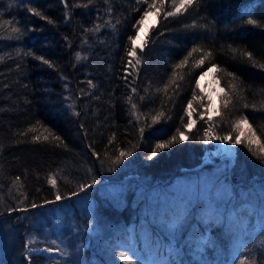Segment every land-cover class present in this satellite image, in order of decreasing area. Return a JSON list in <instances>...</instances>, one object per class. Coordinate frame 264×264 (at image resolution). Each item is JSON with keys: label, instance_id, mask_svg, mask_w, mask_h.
<instances>
[{"label": "trees", "instance_id": "obj_1", "mask_svg": "<svg viewBox=\"0 0 264 264\" xmlns=\"http://www.w3.org/2000/svg\"><path fill=\"white\" fill-rule=\"evenodd\" d=\"M145 10L143 0H0V264H28L26 217L36 213L33 203L47 205L57 194L82 198L81 186L87 185L96 217L63 218L55 241L81 249L62 256L59 264H106L112 248L138 251L162 264H264V180L233 183L264 177V159L258 158L264 157V68L259 66L264 64V0H197L165 19L174 11L173 0H166L142 49L131 57L129 38L137 35ZM244 51L252 53L255 65ZM186 57L188 63L176 68ZM212 66L224 91L220 114L209 123L198 112V78ZM189 103L198 110L190 131L185 127ZM161 111L164 116L153 123ZM242 116L251 129L237 144L230 198L216 205L201 198L153 201V193L165 188L160 182L152 186L155 182L202 163L208 128L216 136L231 133L235 141L233 123ZM33 127L37 130L29 132ZM173 136L176 143L152 156L156 144ZM120 152L130 155L116 163ZM130 175L140 181L121 182ZM98 186L121 190L104 199L97 196ZM89 223L101 232L87 230ZM178 228L186 229L174 240ZM47 262L31 259V264Z\"/></svg>", "mask_w": 264, "mask_h": 264}, {"label": "rangeland", "instance_id": "obj_2", "mask_svg": "<svg viewBox=\"0 0 264 264\" xmlns=\"http://www.w3.org/2000/svg\"><path fill=\"white\" fill-rule=\"evenodd\" d=\"M156 19L157 20L155 22V25L157 24L158 21L157 13H156ZM212 71L213 72H211L209 75L210 78L209 81L206 80V75L203 74L202 75L203 79L201 83L198 82L199 89L202 93L201 97L198 99L199 100L198 102L202 106L201 109H198L199 111L194 108L188 109L187 124L191 125V127L186 128V130L188 131L192 130L197 124V116L195 115L196 110L199 113H201V117L205 118L208 122L213 121L220 114V96L224 91V87L220 82V78L217 73V68ZM216 94H217L216 96L217 99L213 97ZM189 113L191 114L189 115ZM241 127H242L243 135L240 136V139L243 138L246 131H248L249 129L247 125H241ZM207 132L209 133V136H206V140L208 141L207 149L205 151L204 156L202 157V162L209 161V164H207L198 172L202 171L207 166H212L213 170L210 169L208 171H203L198 176H192L189 178H183L181 176H178L171 183L163 185V187H165L163 188V190L156 191L153 193L152 199L155 203H158L159 201L167 202L173 200L174 198H179L182 201H184V199L197 200L201 198L202 200L207 201L213 205L215 203L216 204L220 203L222 199L226 200L228 197L229 198L231 197L232 184L229 181L228 164L230 163L231 160H233V166L236 163L237 144L234 143L233 140L232 142H225V143H229L233 147L234 149L233 156H231L227 152L223 153V155H214L213 151L218 147V143H220V141L218 139H215V137L217 136L213 133L211 127L207 129ZM184 135L187 137L186 134ZM253 142H255V140ZM208 156L210 157V160L207 158ZM222 160H224V162L220 163ZM183 170L186 171L191 169H182L180 171ZM180 171H178L177 173H179ZM106 182L107 181H104L103 184H100V186L104 185V183ZM86 188L80 193V196H83L82 198H75L73 196H69L66 198H62L59 201L56 200L52 204L47 203V205L36 207L37 209L36 213H33L34 215L31 214L32 216L30 215V217H26L29 221H28V226L26 227L25 230V238H27L29 242L31 241V243H27L25 245V251H24V257L28 264H31V259L35 256L45 257L46 259H48V262L46 264H59L60 263L59 259L62 256L63 257L67 256L71 252V250L73 249L71 247V244L69 245L66 244V246L68 247L66 248V246L63 245V242L59 240L57 242L63 245L62 248L64 250V253L62 252V250L60 251L58 249V247L60 246H58L56 244L57 242L55 241L58 238H55L56 236L53 234H55V232L58 233L59 231H61L64 223L62 220H64L63 219L64 217L69 218L70 222H73L74 218L78 215L87 216V219H88V215L92 217L94 216L96 217V213L94 212L93 214V211L95 210V206H96L95 198H92V196L87 195V192L89 191L90 187L87 190ZM120 190L121 188L119 186H111V187L107 186L103 189L99 187L97 191V196L99 198L102 197L104 199H112L114 193L116 194V191H120ZM47 206L50 207L46 209ZM87 210H89V212ZM88 225L89 228L86 227L87 230L89 229L91 232L93 231L101 232V230L97 228L95 224L92 226L89 223ZM84 227L85 226H83V228ZM184 230L183 228L180 229L178 228V230H176L175 232L172 231L174 235L173 239L175 240V238H177L178 235L181 236ZM174 240L172 243H175ZM80 245L74 248L80 250L81 249ZM85 245L86 244H84L83 246V251L85 250ZM46 249H51V251H46ZM77 250L75 251L72 250V251L75 253ZM121 253L127 256L129 260L133 262V264H162V262L158 263L157 261L145 258L144 256L138 254L140 253L138 251L132 252V251H127L126 249L123 248H118V249L112 248L109 251H107L105 254V256L107 257L106 258L107 263L125 264V261L120 259ZM188 253L194 259L201 260L200 255L196 254L195 252H188Z\"/></svg>", "mask_w": 264, "mask_h": 264}, {"label": "snow or ice", "instance_id": "obj_3", "mask_svg": "<svg viewBox=\"0 0 264 264\" xmlns=\"http://www.w3.org/2000/svg\"><path fill=\"white\" fill-rule=\"evenodd\" d=\"M138 2H140V0H138ZM196 2H197V0H179V4H178V6H176V0H173L174 11H167V12L165 13V19H166L167 17H169V16H174V15H176V14L179 13L181 10H185L188 6H192V5H193L194 3H196ZM143 3L147 4V10L144 11V13H143V18H141V19L137 22V25H136V27H137V35L134 36V37H130V38H129V39H130V42H131V44H132V47L129 49L127 55H129V56H131V57H137L136 48H137V47H141V49H142V47H143L142 44H141V45H137V43H136L137 39H139L138 32H139V28H140V26L144 24L145 18H147V16L150 14V12H151L153 9H155L157 15H159V12H160V10L163 8L164 4L166 3V0H152L151 3H149L148 0H143ZM30 11H32L34 15H36V16H38V17H41L42 19H46V17H43V15H42V13H41L40 11L35 10V9H30ZM51 22H52V21L49 20V23H51ZM248 23H249V24H256V21L250 19V20H248ZM13 31L16 32V33H19V32H20V29H19V28H14ZM193 51H194V52H195V51H198V49H193ZM232 51L235 53L237 50H236V49H232ZM207 55H208V56H211L212 53L209 52V53H207ZM241 55L247 57V59H248L249 61H252L254 65L256 64V61L254 60V57H253V55H252L251 52L244 51V52L241 53ZM189 56H191V53H189ZM0 59H2V58H0ZM39 59H42V58H39ZM43 62H44V63H48L47 60H44ZM203 62H204L203 59H201V60L198 61L199 64H203ZM128 63L131 65V64H132V61L130 60ZM140 63H141L140 59L137 58V59H136V64L139 65ZM187 63H188V59H187V57H186L183 61L180 62V64L176 65V68H182V67H183L184 65H186ZM259 66H260L261 68H264V64H260ZM175 75H176V74L173 73V79L170 80V82H169L170 84L175 82V80H174ZM228 75H229V76H232L234 81L237 79V77H236L235 74H233V73H228ZM182 78H183V77H181V79H182ZM231 87H232V89H233V92H234L235 94L239 95V92H238V90H237V89H238V86L235 85V84H233V85H231ZM167 90H168V85H166V86L164 87V89H162V91H164L165 94H167ZM135 91H136V90L133 89V92H135ZM141 99H143V97H141ZM135 107H136L135 104H133V108H135ZM188 107H189V109L192 107L191 103H189ZM244 107L247 108L248 105L245 104ZM253 107H255V105H253ZM190 114H191V113H189V115H190ZM163 116H164V113H163L162 111L159 112L157 115L153 116V118H152L153 123L157 122V121H158L161 117H163ZM241 125H247L248 128L251 129V125L249 124V122H248V118H247L246 116H242V117L236 119V120L234 121V123H233V127H234V128L237 130V132H238V135H236V139H235V141H234V143H236V144L241 143L240 136L243 135V133L240 131V126H241ZM185 127L188 128V127H191V125H190V124H185ZM36 130H37V129H36L35 127H33V128H30L28 131H29V132H35ZM44 131L47 132L48 130H47V129H44ZM141 133H143V128L141 129ZM23 134H24V135H27V133H23ZM205 135H206V136H209V133L206 132ZM252 135L255 136V132H254V131L252 132ZM179 138H180V139H186L187 137L184 135L183 132H180V133H179ZM210 138H211V137H210ZM35 139L38 141V140L41 139V137H40V136H36ZM43 139H44V140H48V139H49V136H48V135H45V136L43 137ZM55 139L58 140L59 137H55ZM215 139H218V140L220 141L221 144H224L225 142H232V134L229 133V134H227V135L217 136V137H215ZM176 142H177V136H173V137L171 138V140H169V141H167V142H163V143H158V144H156V146H155V150L152 152V156H155L156 153L159 152V151H162V150H165V149L169 148L173 143H176ZM205 142H208V141L206 140ZM251 142H252V141H251V139H250V140H249V144H251ZM249 151H252V149L249 148ZM260 152H264V144H261ZM254 154H256V153H254ZM126 155H130V153L120 152L119 157H118L117 160H116V163H119V162L121 161V158H123V157L126 156ZM149 158H151V157H149ZM258 158L264 159V157H261V156H259V155H258ZM110 170H111V169H110ZM50 182H51V184L53 185V187L56 186L57 181H56L55 178L51 179ZM87 187H91V185H87ZM84 189H85V186H81V191H83ZM78 194H79V193H73V195H78ZM61 199H62L61 195L57 194V195H56V200L59 201V200H61ZM53 202H54V201H46V203H53ZM32 206H33V207H38V205H36L35 203H33ZM14 210H15V209H13V211H14ZM29 243H31V241H30ZM46 251H51V249H46ZM120 259H121V260H124V261H125V264H133V262L130 261L129 258H128L127 256H125L123 253L120 254ZM242 264H243V262H242Z\"/></svg>", "mask_w": 264, "mask_h": 264}, {"label": "bare ground", "instance_id": "obj_4", "mask_svg": "<svg viewBox=\"0 0 264 264\" xmlns=\"http://www.w3.org/2000/svg\"><path fill=\"white\" fill-rule=\"evenodd\" d=\"M156 22V13L150 12V14L145 18L144 24L141 25L139 28V39H137L136 43L137 45H141L146 38L147 34L151 30V28L155 25ZM229 153L231 156L234 155V149L229 143H218V147L213 151L214 155H223V153ZM210 160V157H207ZM138 181V180H137ZM111 183L110 180L107 181V183Z\"/></svg>", "mask_w": 264, "mask_h": 264}, {"label": "water", "instance_id": "obj_5", "mask_svg": "<svg viewBox=\"0 0 264 264\" xmlns=\"http://www.w3.org/2000/svg\"><path fill=\"white\" fill-rule=\"evenodd\" d=\"M157 20V19H156ZM224 162V160H222L220 163ZM207 164H209V161H203L198 167L191 169V170H186V171H180L179 173H174L170 178H168L167 180L163 181V180H159L157 182H155L152 186H156L159 182L162 183L163 185L169 184L171 183L174 179H176L178 176H181L182 174L186 173V172H198L199 170H201L203 167H205ZM229 167V179L231 181H233V160L230 161V163L228 164ZM131 178H135L138 181H140V176L139 175H130L125 177L122 182H124L127 179H131ZM264 180V177H254L251 182L249 183H244V182H240V183H234L235 187H240V186H250L254 180ZM152 186H147L148 188H151ZM89 187L86 188V190ZM85 190V191H86Z\"/></svg>", "mask_w": 264, "mask_h": 264}, {"label": "built area", "instance_id": "obj_6", "mask_svg": "<svg viewBox=\"0 0 264 264\" xmlns=\"http://www.w3.org/2000/svg\"><path fill=\"white\" fill-rule=\"evenodd\" d=\"M216 68L215 67H211V68H208V69H206L200 76H199V78H198V82L199 83H201V81H202V75L203 74H205L206 75V80L207 81H209L210 80V78H209V75H210V73L211 72H213L212 70H215ZM216 96H217V94L215 95V96H213L214 98H216ZM217 99V98H216Z\"/></svg>", "mask_w": 264, "mask_h": 264}]
</instances>
